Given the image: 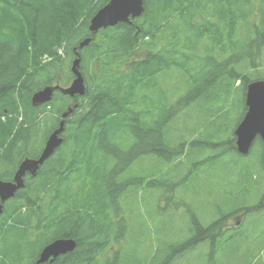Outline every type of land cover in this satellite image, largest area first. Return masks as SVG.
I'll list each match as a JSON object with an SVG mask.
<instances>
[{
	"label": "trees",
	"instance_id": "1",
	"mask_svg": "<svg viewBox=\"0 0 264 264\" xmlns=\"http://www.w3.org/2000/svg\"><path fill=\"white\" fill-rule=\"evenodd\" d=\"M110 2L0 0V181L77 105L4 204L0 264H38L57 239L77 248L56 264H264L263 144L242 156L233 135L264 80V0H144L141 17L91 33ZM78 57L85 95L34 106L73 83Z\"/></svg>",
	"mask_w": 264,
	"mask_h": 264
},
{
	"label": "water",
	"instance_id": "2",
	"mask_svg": "<svg viewBox=\"0 0 264 264\" xmlns=\"http://www.w3.org/2000/svg\"><path fill=\"white\" fill-rule=\"evenodd\" d=\"M144 13V0H111L109 4L100 9L91 19L90 32L98 33L101 29L115 27L120 23H130L132 19L139 18ZM91 38L80 44L83 49L91 43ZM81 59L78 57L72 67L75 80L68 88L47 87L34 94L32 103L41 106L49 103L56 90L72 98L84 96L86 87L84 77L80 72ZM247 112L234 131L237 150L242 155H248L255 140L259 137L264 144V81H255L249 84L245 97ZM69 107L62 114V121L57 130L48 138L45 147L37 159H26L20 165L14 181H0V215L4 204L13 198L24 187V178L27 173L35 176L41 166L48 161L63 144L62 134L65 130V120L74 113L75 108ZM77 248L73 239H57L47 245L41 252L38 264H55L62 256L72 253Z\"/></svg>",
	"mask_w": 264,
	"mask_h": 264
},
{
	"label": "rangeland",
	"instance_id": "3",
	"mask_svg": "<svg viewBox=\"0 0 264 264\" xmlns=\"http://www.w3.org/2000/svg\"><path fill=\"white\" fill-rule=\"evenodd\" d=\"M162 83L165 85V86H167V85H169V82H168V80H163L162 81ZM171 83H175V82H171ZM170 88V87H169ZM237 123V117L236 116H234V120L232 121V126H234L235 124ZM236 221H237V219H234V220H231L230 221V223H236ZM160 221L158 220V219H156V223L154 224V228L155 229H161V226L162 225H160V223H159ZM179 223L177 224L178 225V227H182L183 226V222H181V220H179L178 221ZM185 222L187 223V220L185 219ZM132 226L134 227V222L132 223ZM231 227V224H229L228 226H227V229L228 228H230ZM168 230H169V232L170 233H173L174 232V227H173V224H169V226H168ZM207 246H204L201 250H199V253H198V255H203V254H205L206 252H207ZM236 247L234 246H230L229 248H228V254L229 255H234L235 253H236ZM253 251L255 252V251H257L258 252V250L256 249V248H254L253 249ZM163 252V251H162ZM109 254V253H108ZM163 257H164V254L162 253L161 255H160V259L158 260V264L159 263H162L163 262ZM261 260H263V258L261 259Z\"/></svg>",
	"mask_w": 264,
	"mask_h": 264
},
{
	"label": "bare ground",
	"instance_id": "4",
	"mask_svg": "<svg viewBox=\"0 0 264 264\" xmlns=\"http://www.w3.org/2000/svg\"><path fill=\"white\" fill-rule=\"evenodd\" d=\"M81 43H82V42H81ZM27 174H29V173H27ZM27 174H26V175H27Z\"/></svg>",
	"mask_w": 264,
	"mask_h": 264
}]
</instances>
